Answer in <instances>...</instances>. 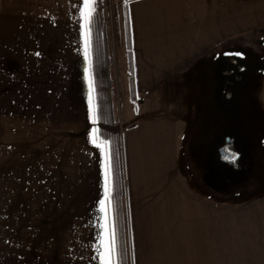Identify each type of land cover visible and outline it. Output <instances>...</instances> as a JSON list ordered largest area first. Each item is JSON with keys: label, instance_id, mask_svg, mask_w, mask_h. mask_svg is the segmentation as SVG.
<instances>
[{"label": "crops", "instance_id": "crops-1", "mask_svg": "<svg viewBox=\"0 0 264 264\" xmlns=\"http://www.w3.org/2000/svg\"><path fill=\"white\" fill-rule=\"evenodd\" d=\"M120 2L128 17L118 75L130 100L128 104L125 99V105L133 104L132 80L135 95L150 96V103H155L147 111L136 112L135 126L122 137L124 217L134 264H223L216 236L222 231V212L216 210L222 206V193L207 187L200 164L189 168L193 177L181 169L180 152L192 121V106L184 102L195 91L193 76L203 66L202 59L221 54L230 42H264V0ZM82 11H86L84 0H0V106L29 105L32 89H46L48 75L51 81L57 75L59 84L62 75L85 71L94 119ZM174 87L184 94L180 101L184 112L175 106L161 112L160 91L171 93ZM257 95L264 109V83ZM103 171L101 165L97 197H87L94 203L93 220L89 217L86 222L89 235L72 238L75 248L65 258L42 252L45 225L40 222L39 205L10 208V217L15 218L16 212L17 218H23V229L15 230L18 253L10 255L9 264H101L111 230L109 211L106 216L100 205L105 198ZM202 249L211 253L198 258Z\"/></svg>", "mask_w": 264, "mask_h": 264}, {"label": "rangeland", "instance_id": "rangeland-1", "mask_svg": "<svg viewBox=\"0 0 264 264\" xmlns=\"http://www.w3.org/2000/svg\"><path fill=\"white\" fill-rule=\"evenodd\" d=\"M120 3V0H94L90 7L94 9L92 15L99 19L105 31L112 60L115 122L120 129V148L116 151H119L123 174V134L136 122V112L149 110L152 103L150 96L132 94V106L125 105V99L128 104L130 100L118 79L126 41L125 16ZM231 44L237 47L231 48ZM229 51L240 56H251L259 64L264 59V42H230L224 45L222 53ZM219 56L201 60L200 65L203 66L193 76L195 91H190L184 102L191 104L194 115L183 139L180 164L181 169L184 172L188 170L191 176L189 168L193 164L196 166L195 163L199 161L203 162L207 154L210 132L223 122L222 117L212 112ZM85 73L81 71L78 75H62L59 84L57 75H54L53 81L48 75L46 89H32L29 105L0 106V264H9L10 255L18 253L15 230L19 226L22 231L23 218H17L16 212L15 218L14 215L10 217L9 213L12 212L10 208L16 211L20 204L41 207L40 222L45 225L42 252L46 256L62 254L65 258L75 248L76 243L72 238L86 239L89 235L86 222L89 217L93 220L94 203L87 201V197H97L98 172L104 163L106 150L97 142L94 122L89 118L91 95L89 79ZM254 74L256 77L248 79L239 94L246 108L248 105L251 111H258L244 117L248 120L249 116L257 128L256 139L253 137V147L257 145L255 169L251 171L246 183L251 192L230 198L222 195V206L216 208L221 210L223 217L222 231L216 233L219 238L217 255L223 264H264V184L258 183L260 177L264 176V109L257 95L264 83V73L255 70ZM41 85L43 87V83ZM174 88L170 90L171 93L165 89L160 91L157 103L161 112L174 106L180 113L184 112L180 104L184 94L180 87ZM144 100L147 103L143 108L140 104ZM202 109L207 111L203 122L198 119ZM128 116L133 118L127 120ZM123 222L127 264H134L128 242L130 235H127L128 219L124 217ZM199 252L198 258H203L205 252L206 255L211 253L205 249ZM197 260L200 263L205 261Z\"/></svg>", "mask_w": 264, "mask_h": 264}, {"label": "flooded vegetation", "instance_id": "flooded-vegetation-1", "mask_svg": "<svg viewBox=\"0 0 264 264\" xmlns=\"http://www.w3.org/2000/svg\"><path fill=\"white\" fill-rule=\"evenodd\" d=\"M219 55L212 112L222 117L223 122L210 132L211 141L207 154L203 162L197 164L202 167L203 180L207 187L216 188L222 195L230 198L251 192L246 183L251 171L255 169L254 154L257 145L255 148L253 146L257 128L249 116L248 120L244 117L253 111L255 113L257 109L251 111L248 105L246 108L239 90L247 85L248 79L256 77L255 70L264 73V59L258 64L251 56H240L233 51ZM199 114L198 119L205 121L207 111L202 109ZM233 154L234 160L231 159ZM258 183L264 184V176L260 177Z\"/></svg>", "mask_w": 264, "mask_h": 264}, {"label": "trees", "instance_id": "trees-1", "mask_svg": "<svg viewBox=\"0 0 264 264\" xmlns=\"http://www.w3.org/2000/svg\"><path fill=\"white\" fill-rule=\"evenodd\" d=\"M126 28L128 27V17ZM88 34L89 71L93 93L94 132L98 143L105 147L111 160V205L109 206L110 229H115L117 248L113 257L114 264H127L124 206L125 195L122 166L119 151L120 129L115 122L113 81L111 78L112 60L108 50L107 38L102 24L95 15L90 22L86 20ZM131 53V50L129 51ZM131 65V64H130ZM132 94H136L134 81H131ZM135 126V123L133 124ZM132 126V127H133ZM131 127H128L130 129Z\"/></svg>", "mask_w": 264, "mask_h": 264}, {"label": "snow or ice", "instance_id": "snow-or-ice-1", "mask_svg": "<svg viewBox=\"0 0 264 264\" xmlns=\"http://www.w3.org/2000/svg\"><path fill=\"white\" fill-rule=\"evenodd\" d=\"M128 0H125V4H127ZM94 3V0H84V5L86 11H82V16L85 17L86 20L90 22V18L92 15V12L94 11L93 8L90 7V5ZM81 31L82 35L85 38L86 46L88 44V34L87 30L85 29L84 25H81ZM37 56L40 55V53H36ZM86 58H87V47L85 52ZM89 118L93 119V109L90 104L89 108ZM93 122L95 123V120L93 119ZM99 146V145H97ZM229 157H225V159H228ZM231 159H235L234 154L231 156ZM103 167V174H104V190H105V198L100 201V205L102 206L101 210L104 211L105 215L107 216V213L109 211V206L111 205V160L108 154H105V160L102 165ZM108 243L104 245V251L100 254V260L101 264H114L113 257L116 255V248H117V241H116V234L115 229H111L108 233Z\"/></svg>", "mask_w": 264, "mask_h": 264}, {"label": "water", "instance_id": "water-1", "mask_svg": "<svg viewBox=\"0 0 264 264\" xmlns=\"http://www.w3.org/2000/svg\"><path fill=\"white\" fill-rule=\"evenodd\" d=\"M263 65H264V63H263ZM228 139H229V137L227 138V140H228ZM227 140H226V141H227Z\"/></svg>", "mask_w": 264, "mask_h": 264}]
</instances>
